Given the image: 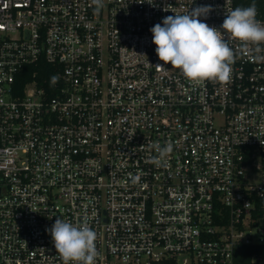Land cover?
Instances as JSON below:
<instances>
[{"label": "built area", "instance_id": "1", "mask_svg": "<svg viewBox=\"0 0 264 264\" xmlns=\"http://www.w3.org/2000/svg\"><path fill=\"white\" fill-rule=\"evenodd\" d=\"M142 2L0 0V264H63L57 218L96 264H264V44L224 33L230 80L193 86L150 29L202 5L220 28L235 0ZM41 60L56 83L18 85Z\"/></svg>", "mask_w": 264, "mask_h": 264}, {"label": "clouds", "instance_id": "2", "mask_svg": "<svg viewBox=\"0 0 264 264\" xmlns=\"http://www.w3.org/2000/svg\"><path fill=\"white\" fill-rule=\"evenodd\" d=\"M92 3L97 11L103 7V0H92ZM213 10L212 5H202L185 14L174 12V16L163 19L162 25L158 23L152 27L150 31L153 33L156 54L164 62L157 66L170 64L193 86L205 82H228L234 63V51L224 33L245 46L264 44V22L257 19L258 13L253 3L248 7L226 10L225 19L217 28L201 19L203 17L206 20ZM57 80L58 77H53L52 83L55 84ZM260 136H264V131L257 135L258 138ZM260 142L264 145V140L260 139ZM172 150L171 143L163 147L156 145L158 156L152 162L164 166ZM48 231L63 264H96L99 256L96 243L98 235L90 226L75 225L57 218Z\"/></svg>", "mask_w": 264, "mask_h": 264}, {"label": "trees", "instance_id": "3", "mask_svg": "<svg viewBox=\"0 0 264 264\" xmlns=\"http://www.w3.org/2000/svg\"><path fill=\"white\" fill-rule=\"evenodd\" d=\"M253 3H255L257 9V19L264 20V0H235V8L248 7ZM34 73H36L35 76ZM53 77H56V71L53 65L46 60H41L38 64L28 65L26 69L18 75L17 84L22 87L30 80H37L40 85L48 87L52 84Z\"/></svg>", "mask_w": 264, "mask_h": 264}]
</instances>
